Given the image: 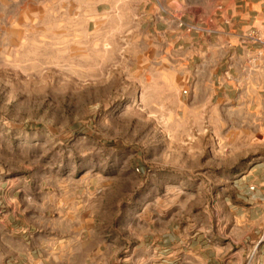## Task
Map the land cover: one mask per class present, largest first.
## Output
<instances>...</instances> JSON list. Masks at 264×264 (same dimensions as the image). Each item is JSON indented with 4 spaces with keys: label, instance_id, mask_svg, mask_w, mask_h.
<instances>
[{
    "label": "crops",
    "instance_id": "0c3cea01",
    "mask_svg": "<svg viewBox=\"0 0 264 264\" xmlns=\"http://www.w3.org/2000/svg\"><path fill=\"white\" fill-rule=\"evenodd\" d=\"M71 4L94 41L114 39L116 21L119 39L132 40L136 24L135 80L150 103L166 106L163 119L182 110L184 122H215L232 150L184 145L176 164L173 144L165 160L141 144L112 171L110 152L124 147L97 146L101 166L92 159L90 176L61 182L58 192L26 171L0 177V264H264V0ZM161 133L192 136L188 128Z\"/></svg>",
    "mask_w": 264,
    "mask_h": 264
},
{
    "label": "rangeland",
    "instance_id": "374dc122",
    "mask_svg": "<svg viewBox=\"0 0 264 264\" xmlns=\"http://www.w3.org/2000/svg\"><path fill=\"white\" fill-rule=\"evenodd\" d=\"M72 1L0 0L1 178L26 171L48 179L58 192L61 182L81 184L90 176L92 159L95 168L101 166L103 151L93 148L103 145L124 147L110 152L112 171L133 154L131 147L141 144L156 160H165L163 151L173 144L176 164L184 160V145L212 155L231 152L226 132L215 135V122H184L182 110L175 121L163 119L166 106L150 103L149 91L135 80L136 52L142 47L136 24L132 40L119 39L123 30L116 21L108 30L114 39L94 41L87 37L92 30L86 16L71 8ZM229 125L224 121V129ZM183 128L192 136L161 133ZM246 142L239 138L241 148H247ZM122 172L134 181L131 171Z\"/></svg>",
    "mask_w": 264,
    "mask_h": 264
},
{
    "label": "built area",
    "instance_id": "2783aa9c",
    "mask_svg": "<svg viewBox=\"0 0 264 264\" xmlns=\"http://www.w3.org/2000/svg\"><path fill=\"white\" fill-rule=\"evenodd\" d=\"M180 25H182V23H180ZM264 41V40H263Z\"/></svg>",
    "mask_w": 264,
    "mask_h": 264
}]
</instances>
